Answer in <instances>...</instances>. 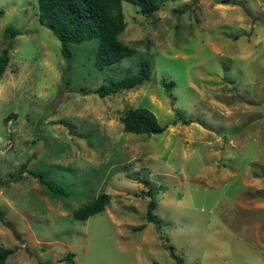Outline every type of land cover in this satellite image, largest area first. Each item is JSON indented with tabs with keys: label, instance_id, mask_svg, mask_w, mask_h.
<instances>
[{
	"label": "rangeland",
	"instance_id": "374dc122",
	"mask_svg": "<svg viewBox=\"0 0 264 264\" xmlns=\"http://www.w3.org/2000/svg\"><path fill=\"white\" fill-rule=\"evenodd\" d=\"M157 1L147 15L121 2L117 38L135 52L96 70L94 39L69 44L67 68L36 0H0V211L14 231L0 221V247L14 249L3 264H176L165 246L181 264H264V0ZM140 59L147 81L94 93ZM138 106L165 129L123 131ZM100 192L101 212L73 218Z\"/></svg>",
	"mask_w": 264,
	"mask_h": 264
},
{
	"label": "trees",
	"instance_id": "16d2710c",
	"mask_svg": "<svg viewBox=\"0 0 264 264\" xmlns=\"http://www.w3.org/2000/svg\"><path fill=\"white\" fill-rule=\"evenodd\" d=\"M128 2L138 7L141 14H151L158 10L157 0H36L37 20L47 28L59 42V53L66 62V67H70L71 51L69 44H78L85 40L94 39L96 41L92 66L100 70L105 66L117 63L123 57L134 54L133 47L120 42L117 38L124 28L121 2ZM221 3H234L231 0H222ZM2 11L0 10V15ZM18 30L7 26L3 29L2 37L5 40L12 39ZM7 47L0 50V76L4 72L7 64ZM151 63L147 59H140L138 67L133 74L126 75L117 80H111L106 84H100L94 90L99 97L115 94L121 90L131 89L147 81L150 73ZM164 88L170 87L171 82L161 79ZM188 124L190 120H183ZM122 129L125 132L135 134H157L165 129V125L157 122L155 115L146 107L138 106L127 108L120 117ZM231 133L237 128H231ZM28 175L43 184L53 195L67 196V192L59 186L52 185L44 180L41 173L27 171ZM155 192V191H154ZM149 197L144 219L146 222L158 226L161 220L152 212L155 207L153 190L146 191ZM108 194L98 193L73 210L72 216L77 220H85L88 216L101 212L108 202ZM0 221H2L11 233H14L12 225L3 219L0 211ZM142 226V225H141ZM140 228V227H137ZM14 235V234H13ZM16 237V233L14 235ZM169 256L175 260L176 264H181V258L173 252L172 246H165ZM14 252L13 248L0 247V264L4 263L6 257ZM71 262L70 254L65 259Z\"/></svg>",
	"mask_w": 264,
	"mask_h": 264
},
{
	"label": "water",
	"instance_id": "95a60500",
	"mask_svg": "<svg viewBox=\"0 0 264 264\" xmlns=\"http://www.w3.org/2000/svg\"><path fill=\"white\" fill-rule=\"evenodd\" d=\"M40 143H41V142H40ZM37 148H39V146H37V145H33V147H32V151L36 150Z\"/></svg>",
	"mask_w": 264,
	"mask_h": 264
},
{
	"label": "built area",
	"instance_id": "2783aa9c",
	"mask_svg": "<svg viewBox=\"0 0 264 264\" xmlns=\"http://www.w3.org/2000/svg\"><path fill=\"white\" fill-rule=\"evenodd\" d=\"M8 146H10V143H8Z\"/></svg>",
	"mask_w": 264,
	"mask_h": 264
}]
</instances>
